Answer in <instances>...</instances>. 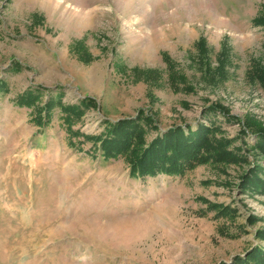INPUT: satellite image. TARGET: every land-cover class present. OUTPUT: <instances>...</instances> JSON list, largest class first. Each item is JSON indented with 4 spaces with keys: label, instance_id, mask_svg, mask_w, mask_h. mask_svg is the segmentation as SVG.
<instances>
[{
    "label": "rangeland",
    "instance_id": "374dc122",
    "mask_svg": "<svg viewBox=\"0 0 264 264\" xmlns=\"http://www.w3.org/2000/svg\"><path fill=\"white\" fill-rule=\"evenodd\" d=\"M262 11L264 0H0V264L264 254V154L247 125L264 128ZM138 117L146 143L214 124L242 159L133 176L100 140L108 122ZM251 175L261 188L240 185Z\"/></svg>",
    "mask_w": 264,
    "mask_h": 264
},
{
    "label": "trees",
    "instance_id": "16d2710c",
    "mask_svg": "<svg viewBox=\"0 0 264 264\" xmlns=\"http://www.w3.org/2000/svg\"><path fill=\"white\" fill-rule=\"evenodd\" d=\"M253 23L255 26L264 28V11L253 19ZM261 79L264 78L261 76ZM22 101L25 104H32L31 99ZM211 112L222 113L226 119L230 118L223 113L224 110L215 108ZM142 121L148 122L147 119L139 117L122 119L113 123L108 122L104 136L100 140L104 158L124 156L127 158L133 176L146 177L158 173L182 174L185 170L193 169L200 164H228L242 159L235 149H228L230 141L223 137H216L217 127L214 124H210L211 127L200 124L195 130L189 125H186L185 128L172 127L164 134L146 143L141 131H138ZM247 125L251 129L250 132L257 135L254 146L264 154V128L254 122ZM256 180H259L258 177L253 175L249 178L243 177L240 185L244 189L253 190L254 186L261 188V184H257L259 181L256 182ZM260 183L264 185L263 181ZM261 191L264 193V189ZM213 207L219 212H226V209L221 205H213ZM259 237L264 240V233ZM251 263L264 264V254L257 250L255 253H249L246 259L237 257L235 259V264Z\"/></svg>",
    "mask_w": 264,
    "mask_h": 264
}]
</instances>
